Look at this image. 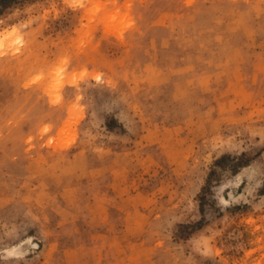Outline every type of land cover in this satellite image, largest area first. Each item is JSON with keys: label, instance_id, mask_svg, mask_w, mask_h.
Listing matches in <instances>:
<instances>
[{"label": "rangeland", "instance_id": "rangeland-1", "mask_svg": "<svg viewBox=\"0 0 264 264\" xmlns=\"http://www.w3.org/2000/svg\"><path fill=\"white\" fill-rule=\"evenodd\" d=\"M0 264H264V0L1 9Z\"/></svg>", "mask_w": 264, "mask_h": 264}, {"label": "trees", "instance_id": "trees-1", "mask_svg": "<svg viewBox=\"0 0 264 264\" xmlns=\"http://www.w3.org/2000/svg\"><path fill=\"white\" fill-rule=\"evenodd\" d=\"M14 2H15V0H0V7H1V9L6 8ZM1 9H0V11H1ZM240 163H242V162H240Z\"/></svg>", "mask_w": 264, "mask_h": 264}, {"label": "snow or ice", "instance_id": "snow-or-ice-1", "mask_svg": "<svg viewBox=\"0 0 264 264\" xmlns=\"http://www.w3.org/2000/svg\"><path fill=\"white\" fill-rule=\"evenodd\" d=\"M97 79H99V77H97ZM9 255L10 256H14V255H16V253H14V252L13 253H9Z\"/></svg>", "mask_w": 264, "mask_h": 264}]
</instances>
